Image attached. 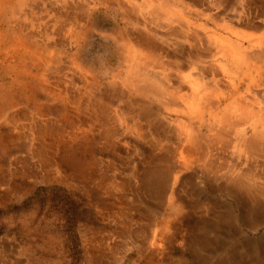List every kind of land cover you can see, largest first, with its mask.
I'll list each match as a JSON object with an SVG mask.
<instances>
[{"label": "rangeland", "instance_id": "rangeland-1", "mask_svg": "<svg viewBox=\"0 0 264 264\" xmlns=\"http://www.w3.org/2000/svg\"><path fill=\"white\" fill-rule=\"evenodd\" d=\"M99 1L0 7V264H264V208L231 183L249 169L261 186L264 149L240 152L261 127L212 114L235 98L264 111V0ZM237 45L255 81L242 80ZM143 79L168 91L141 97L131 83ZM200 97L208 105L186 117ZM188 129L205 161L189 160Z\"/></svg>", "mask_w": 264, "mask_h": 264}, {"label": "bare ground", "instance_id": "bare-ground-1", "mask_svg": "<svg viewBox=\"0 0 264 264\" xmlns=\"http://www.w3.org/2000/svg\"><path fill=\"white\" fill-rule=\"evenodd\" d=\"M26 1V0H25ZM33 1V0H32ZM40 1V0H39ZM43 1V0H42ZM55 1V0H54ZM99 1V0H98ZM102 1V0H101ZM104 1V0H103ZM121 1V0H120ZM119 1V2H120ZM152 1V0H151ZM153 1H155V0H153ZM166 1V0H165ZM175 1V0H174ZM62 2H63V0H62ZM168 2V1H167ZM171 2V1H170ZM8 3H11V0H0V7L1 6H5V5H7ZM42 3V2H41ZM59 3V2H58ZM98 3H100V1L98 2ZM102 3V2H101ZM131 3V2H130ZM152 3V2H151ZM56 4V3H55ZM64 4V3H63ZM105 4V3H104ZM119 4V3H118ZM122 5H123V3H121ZM157 4V3H156ZM159 4H160V2H159ZM22 5V4H21ZM32 5V4H31ZM35 5V4H34ZM45 5V4H44ZM134 5V4H133ZM18 6H19V4H18ZM63 6V5H62ZM62 6H60V7H62ZM89 6V5H88ZM160 6V5H159ZM158 6V8H153V9H155L154 10V14H158V11H161V12H164L165 11V9L164 8H162V7H159ZM42 7V6H41ZM45 7V6H44ZM152 7V6H151ZM153 7H154V5H153ZM13 8V7H12ZM22 8V7H21ZM38 7H36V9H37ZM46 8V7H45ZM79 8V7H78ZM92 8V7H91ZM171 8H172V6H171ZM171 8H170V10H171ZM20 9V8H19ZM23 9V8H22ZM21 9V10H22ZM67 9V8H66ZM65 9V10H66ZM74 9V8H73ZM85 9V8H84ZM121 9V8H120ZM181 9V8H180ZM63 10V9H62ZM64 10V11H65ZM123 10H124V8H123ZM202 10V9H201ZM213 10H215V9H213ZM245 10V9H244ZM5 11V10H4ZM11 11V10H10ZM46 11V10H45ZM177 11V10H176ZM181 11V10H180ZM197 11V10H196ZM216 11V10H215ZM56 12V11H55ZM73 12V11H72ZM125 12V11H124ZM123 12V13H124ZM151 12V11H150ZM153 12V11H152ZM197 12H199V11H197ZM247 12V11H246ZM8 13V12H7ZM18 13H21V12H19L18 11ZM33 13H35V12H33ZM51 13V12H50ZM53 13V12H52ZM57 13H60V12H57ZM56 13V14H57ZM66 13H67V10H66ZM70 13V12H69ZM147 13H149V11L147 12ZM165 13H167V12H165ZM172 13V12H171ZM183 13V12H182ZM40 14H41V12H40ZM153 14V13H152ZM191 14V13H190ZM12 15V14H11ZM13 15H14V13H13ZM36 15V14H35ZM39 15V14H38ZM61 15V14H60ZM63 15V14H62ZM61 15V16H62ZM65 15V14H64ZM204 15V14H203ZM3 16V15H2ZM33 16V15H32ZM43 16V15H42ZM49 16V15H48ZM60 16V17H61ZM152 16V15H151ZM165 16H166V14H165ZM177 16V15H176ZM196 16V15H195ZM9 17V16H8ZM11 17V16H10ZM14 17V16H13ZM37 17V16H36ZM55 17V16H54ZM69 17V16H68ZM75 17V16H74ZM163 17H164V15H163ZM174 17V16H173ZM16 18V17H15ZM14 18V19H15ZM76 18V17H75ZM166 18V17H165ZM179 18H181V17H179ZM183 18V17H182ZM7 19V18H6ZM27 19V18H26ZM71 19V18H70ZM162 19H164V18H162ZM187 19V18H186ZM13 20V19H12ZM75 20V19H74ZM165 20V19H164ZM175 20H177V19H175ZM205 20V19H204ZM214 20V19H213ZM221 20V19H220ZM223 20V19H222ZM221 20V21H222ZM225 20V19H224ZM18 21V20H17ZM180 21V20H179ZM191 21V20H190ZM215 21H217V20H215ZM249 21V20H248ZM257 21V20H256ZM52 22V21H51ZM70 22V21H69ZM71 22L72 23H74V22H76V21H72L71 20ZM171 22V21H170ZM199 22V21H198ZM209 22H211V21H209ZM214 22V21H213ZM16 23V22H15ZM30 23H32V22H30ZM39 23V22H38ZM47 23V22H46ZM64 23V22H63ZM172 23V22H171ZM190 23V22H189ZM217 25H218V22H215ZM213 24V25H216V24ZM223 23V22H222ZM253 23V22H252ZM257 23V22H256ZM2 24V23H1ZM48 24H50V23H48ZM198 24V23H197ZM202 24H203V21H202ZM233 24V23H232ZM231 24V25H232ZM261 24V23H260ZM172 25V24H171ZM192 25V24H191ZM193 25H195V24H193ZM220 25H222V24H220ZM240 25V24H239ZM15 26V25H14ZM13 26V27H14ZM17 26H18V24H17ZM75 26V25H74ZM80 26V25H79ZM166 26V25H165ZM187 26H189L188 24H187ZM196 26V25H195ZM224 26V25H223ZM9 27V26H8ZM12 27V26H11ZM52 27V26H51ZM57 27V26H56ZM65 27V26H64ZM77 27V26H76ZM209 27V26H208ZM208 27H206L207 29H209ZM226 27V26H225ZM229 27V26H228ZM235 27V26H234ZM242 27V26H241ZM248 27V26H247ZM250 27V26H249ZM258 27V26H257ZM7 28V27H6ZM10 28V27H9ZM19 28V27H18ZM29 28V27H28ZM95 28V27H94ZM175 28V27H174ZM187 28H189V27H187ZM196 28H198V27H196ZM195 28V29H196ZM233 28V27H232ZM236 28V27H235ZM12 29V28H11ZM20 29V28H19ZM25 29V28H24ZM69 29V28H68ZM227 29V28H226ZM226 29H225V31H226ZM229 29H231V28H229ZM234 29V28H233ZM4 30V29H3ZM10 30V29H9ZM13 30V29H12ZM11 30V31H12ZM23 30V29H22ZM45 30V29H44ZM199 30V29H198ZM222 30V29H221ZM19 31V30H18ZM23 31H25V30H23ZM38 31V30H37ZM51 31V30H50ZM59 31V30H58ZM63 31V30H62ZM61 31V32H62ZM75 30H73V32H74ZM186 31V30H185ZM189 32H190V30H188ZM203 31V30H202ZM207 31V30H206ZM3 32H5V31H3ZM34 32V31H33ZM44 32V31H43ZM81 32V31H80ZM188 32V33H189ZM193 32V31H192ZM224 32V31H223ZM227 32H229V31H227ZM226 32V33H227ZM233 32H234V30H233ZM6 33V32H5ZM10 33V32H9ZM19 33V32H18ZM24 33H27V32H24ZM55 33V32H54ZM79 33V32H78ZM77 33V34H78ZM236 33V32H235ZM7 34V33H6ZM16 34H17V32H16ZM32 34V33H31ZM41 34V33H40ZM176 34V33H175ZM184 34V33H183ZM228 34V33H227ZM15 35V34H14ZM24 35H26V34H24ZM76 35V34H75ZM177 35V34H176ZM190 35V34H189ZM210 35H212L211 33H210ZM239 35H240V32H239ZM8 36V35H7ZM16 36V35H15ZM23 36V35H22ZM36 36V35H35ZM196 36V35H195ZM197 36H199L200 37V35H197ZM204 36H205V34H204ZM214 37H216L215 35H213ZM232 36V35H231ZM235 36V35H234ZM9 37V36H8ZM47 37H48V35H47ZM236 37V36H235ZM238 37V36H237ZM240 37V36H239ZM19 38V37H18ZM26 38V37H25ZM34 38V37H33ZM60 38V37H59ZM63 38V37H62ZM76 38H77V36H76ZM141 38V37H140ZM203 38V37H202ZM207 38H209V37H207ZM224 38V37H223ZM226 38V37H225ZM229 38V37H228ZM247 38V37H246ZM245 38V39H246ZM7 39V38H6ZM14 39V38H13ZM20 39V38H19ZM24 39V38H23ZM148 39V38H147ZM163 39V38H162ZM215 39V38H214ZM217 39H218V37H217ZM236 39V38H235ZM235 39H234V41H235ZM40 40V39H39ZM50 40V39H49ZM48 40V41H49ZM55 40V39H54ZM199 40V39H198ZM202 40H204V39H202ZM216 40V39H215ZM220 40V39H219ZM232 40V39H231ZM4 41V40H3ZM150 40H148V42H149ZM178 41H179V39H178ZM184 41V40H183ZM206 41V40H205ZM218 41V40H217ZM216 41V42H217ZM6 42V41H5ZM24 42V41H23ZM202 42V41H201ZM209 42H210V40H209ZM209 42H208V44H209ZM213 42V41H212ZM215 42V43H216ZM221 42V41H220ZM230 43H232L231 41H229ZM228 42V43H229ZM17 43V42H16ZM47 43V42H46ZM55 43V42H54ZM132 43V42H131ZM178 43H180V41L178 42ZM191 43V42H190ZM222 43H223V41H222ZM225 43V42H224ZM227 43V45H230V44H228ZM234 43V42H233ZM18 44V43H17ZM20 44V43H19ZM31 44V43H30ZM51 44V43H50ZM61 44V43H60ZM134 44V43H133ZM149 44V43H148ZM151 44V43H150ZM153 44V43H152ZM193 44V43H192ZM195 44H197V43H195ZM241 44V43H240ZM253 44V43H252ZM25 45V44H24ZM59 45V44H58ZM63 45V44H62ZM143 45H145L144 43H143ZM177 45V44H176ZM236 45V44H235ZM23 46V45H22ZM126 46V45H125ZM153 46H155V45H153ZM159 46V45H158ZM193 46V45H192ZM207 46V45H206ZM213 46H215V45H213ZM7 47V46H6ZM29 47V46H28ZM60 47V46H59ZM151 47V46H150ZM160 47V46H159ZM182 47V46H181ZM242 47V46H241ZM14 48H15V46H14ZM18 48V47H17ZM16 48V49H17ZM25 48V47H24ZM23 48V49H24ZM38 48V47H37ZM208 48V47H207ZM252 48H253V46H252ZM22 49V50H23ZM149 49V48H148ZM191 49V48H190ZM228 49L230 50L229 52H233L234 53V50L233 49H231V48H229L228 47ZM234 49H237L238 50V53H240L241 54V56L243 55L242 54V49L237 45L236 47H234ZM244 49V48H243ZM248 49V48H247ZM8 50V49H7ZM9 50H11V49H9ZM13 50V49H12ZM15 50V49H14ZM19 49H17V51H18ZM44 50V49H43ZM136 50V49H135ZM140 50V49H139ZM146 50V49H145ZM157 50H159V49H157ZM25 51V50H24ZM28 51V50H27ZM52 51H53V49L51 50V53H52ZM183 51V50H182ZM188 51V50H187ZM201 51V50H200ZM208 51H209V48H208ZM215 51V50H214ZM224 51V54H226V50L225 49H222V52ZM240 51V52H239ZM9 52V51H8ZM13 52V51H12ZM26 52V51H25ZM54 52V51H53ZM149 52V51H148ZM181 52V51H180ZM218 52V51H217ZM220 52H221V50L219 51V54H220ZM27 53V52H26ZM25 53V54H26ZM31 53V52H30ZM32 53H33V51H32ZM47 53V52H46ZM45 53V54H46ZM50 53V52H49ZM137 53V52H136ZM178 53H179V51H178ZM197 53V52H196ZM216 53V52H215ZM214 53V54H215ZM42 54V53H41ZM176 54V53H175ZM5 55V54H4ZM35 55V54H34ZM49 55V54H48ZM150 55V54H149ZM152 55V54H151ZM154 55V54H153ZM170 55V54H169ZM169 55H167V56H169ZM199 55V54H198ZM228 55H229V53H228ZM23 55H20V54H18V53H16V54H6V58L7 57H9V58H18V57H22ZM146 56V55H145ZM157 56V55H156ZM184 56V55H183ZM246 56V55H245ZM244 55H243V57L241 58V61H242V63H244L245 65H246V73H244V75H242L243 77H242V80H244V77H247V78H252L251 79V81H255V77L254 76H252V72L254 71V69H253V67H254V64H252V63H250V61H248L249 59H247L246 57H245ZM129 57V56H128ZM134 57H136V56H134ZM195 57V56H194ZM204 55H203V59H204ZM223 57H225V56H223ZM5 58V57H4ZM3 58V59H4ZM143 58V57H142ZM151 58L152 57H150V60H151ZM171 58V57H170ZM187 58H188V56H187ZM206 59H207V57H205ZM227 58V57H226ZM225 58V59H226ZM51 59V58H50ZM146 59V58H145ZM149 59V57L147 58V60ZM153 60H154V57L152 58ZM159 59V58H158ZM157 59V60H158ZM191 59V58H190ZM43 60V59H42ZM44 60H45V58H44ZM143 60V59H142ZM146 60V61H147ZM238 60V59H237ZM6 61H10V60H6ZM27 61V60H26ZM46 61V60H45ZM155 61V60H154ZM220 61V60H219ZM222 61H223V59H222ZM47 63H48V61H46ZM142 62V61H141ZM140 62V63H141ZM178 62V61H177ZM221 62V61H220ZM232 62V61H231ZM248 62V63H247ZM51 63V62H50ZM155 63V62H154ZM153 63V61H152V64H154ZM156 63L158 64V61H156ZM173 63H175V62H173ZM181 63V62H180ZM3 64V63H2ZM14 64H16V63H14ZM12 65V66H15V65ZM33 64V63H32ZM52 64V63H51ZM54 64V63H53ZM56 64V63H55ZM137 64V63H136ZM146 64H147V62H146ZM146 64H144L146 67L148 66V65H146ZM151 64V65H152ZM162 64V63H161ZM179 64V63H178ZM189 64V63H188ZM193 64V63H192ZM229 64V63H228ZM234 64H236V61H235V63ZM1 65V64H0ZM46 66L48 65V64H45ZM58 65V64H57ZM130 65V64H129ZM141 65V64H140ZM139 65V66H140ZM158 65H160V64H158ZM166 65V64H165ZM173 66H174V64H172ZM175 65H177V63L175 64ZM190 65V64H189ZM197 65V64H196ZM222 65V64H221ZM231 65V64H230ZM9 66V65H8ZM11 66V67H12ZM49 66V65H48ZM47 66V68L49 69V67ZM192 66V65H191ZM3 67V66H2ZM40 67H41V64H40ZM159 67V66H158ZM202 67V66H201ZM200 67V68H201ZM18 68V67H17ZM28 68V67H27ZM33 68V67H32ZM53 68V67H52ZM55 68H57V67H55ZM63 68V67H62ZM130 68V67H129ZM132 68H133V66H132ZM139 68V67H138ZM150 68V67H149ZM164 68H165V66H164ZM230 68V67H229ZM10 69V68H9ZM141 69V68H140ZM146 69V68H145ZM167 69V68H166ZM173 69H175V68H173ZM172 69V70H173ZM188 69V68H187ZM193 69V68H192ZM23 70V69H22ZM131 70V69H130ZM144 70V69H143ZM150 70V69H149ZM161 70V69H160ZM223 70V69H222ZM49 71V70H48ZM171 71V70H170ZM175 71V70H174ZM185 71V70H184ZM3 72V71H2ZM135 72V71H134ZM176 72V71H175ZM223 72V71H222ZM243 72V71H242ZM20 73V72H19ZM18 73V74H19ZM50 73H52V71L50 72ZM50 73H49V75H50ZM139 73V72H138ZM141 73V72H140ZM144 73H146V72H144ZM170 73V72H169ZM168 73V74H169ZM171 73H172V71H171ZM256 73H258L257 71H256ZM17 74V73H16ZM40 74V73H39ZM42 74V73H41ZM44 74H45V72H44ZM43 74V75H44ZM149 74V73H148ZM165 74V73H164ZM227 74V73H226ZM1 75V74H0ZM22 75V74H21ZM20 75V76H21ZM125 75H126V73H125ZM145 75V74H144ZM147 75V74H146ZM163 75V74H162ZM170 75V74H169ZM172 75V74H171ZM191 75H193V73H191ZM225 75V74H224ZM2 76V75H1ZM8 76V75H7ZM16 77V80H21L22 79V77H23V75H22V77ZM39 76V75H38ZM174 76V75H173ZM177 76V75H176ZM199 76H200V73H199ZM213 76V75H212ZM226 76V75H225ZM9 77V76H8ZM12 77V76H11ZM24 77H26V75L24 76ZM201 77V76H200ZM45 78V77H44ZM47 78V77H46ZM128 78V77H127ZM167 78V77H166ZM172 78V77H171ZM202 78V77H201ZM216 78V77H215ZM260 78H262V77H260ZM259 78V79H260ZM24 79V78H23ZM145 79V78H144ZM143 79V81L145 82L146 81V83L145 84H143V85H140L139 83H135V84H133V83H131L132 84V86L137 90V92H138V94L141 96V97H149V96H151V95H154V96H160L161 94H163L164 93V91L165 90H167V88H165V86H164V82L162 83L161 81L159 82V81H152V82H148L147 81V79L146 80H144ZM179 79V78H178ZM183 79V78H182ZM206 79V78H205ZM210 79H212V77L210 78ZM210 79H208V80H210ZM240 79V78H239ZM258 79V80H259ZM9 80V79H8ZM126 80V79H125ZM131 80V79H130ZM172 80V79H171ZM174 80V79H173ZM172 80V81H173ZM177 80V79H176ZM181 80V79H180ZM29 81V80H28ZM204 81V80H203ZM21 82H23V81H21ZM169 82H171V81H169ZM180 82V81H179ZM219 82H221V81H219ZM228 82V81H227ZM244 82V81H243ZM249 82H250V80H249ZM248 82V83H249ZM6 83V82H5ZM8 83V82H7ZM13 83V82H12ZM34 83V82H33ZM49 83V82H48ZM57 83V82H56ZM124 83V82H123ZM211 83H212V81H211ZM214 83V82H213ZM254 83V82H253ZM18 84V83H17ZM22 84V83H21ZM46 84H47V82H46ZM169 84V83H168ZM182 84V83H181ZM255 84V83H254ZM253 84V85H254ZM258 84V83H257ZM11 85V84H10ZM40 85V84H39ZM62 85V84H61ZM126 85V84H125ZM180 85V84H179ZM179 85H177L178 87L177 88H179ZM184 85V84H183ZM7 86V85H6ZM5 86V87H6ZM18 86V85H17ZM26 86H27V84H26ZM48 86H49V84H48ZM53 87H54V85H52ZM58 86V85H57ZM56 86V87H57ZM131 86V87H132ZM219 86V85H218ZM225 86V85H224ZM40 87V86H39ZM59 87V86H58ZM254 87V86H253ZM22 88H25V85L23 84L22 85ZM130 88V87H129ZM229 88V87H228ZM233 88V87H232ZM247 88L249 89L250 88V84L247 86ZM252 88V87H251ZM11 89V88H10ZM25 89H27V88H25ZM127 89V88H126ZM131 89V88H130ZM169 89H171V88H169ZM176 89V88H175ZM181 89V88H180ZM179 89V90H180ZM219 89H221L220 88V86H219ZM224 89V88H223ZM230 89V88H229ZM229 89H228V92H229ZM236 89V88H235ZM29 90V89H28ZM172 90V89H171ZM237 90V89H236ZM246 90V89H245ZM9 91V90H8ZM20 91H22V89L20 90ZM59 91H61V90H59ZM168 91V90H167ZM174 91V90H173ZM177 91V90H176ZM182 91V90H181ZM203 91V90H202ZM210 91V90H209ZM263 92H264V90H262ZM2 92V91H1ZM25 92V91H24ZM28 92V91H27ZM31 92V90L29 91V93ZM42 92V91H41ZM52 92H54V91H52ZM213 92V91H212ZM240 92V91H239ZM8 93V94H7ZM7 93H4L5 95H9V94H13L12 93V90H11V92H7ZM34 93V92H33ZM32 93V94H33ZM59 93V92H58ZM132 93V92H131ZM167 93V92H166ZM165 93V94H166ZM174 93V92H173ZM178 93V92H177ZM180 93V92H179ZM186 93V92H185ZM231 93V92H230ZM246 93V92H245ZM251 93V92H250ZM262 93V92H261ZM2 94V93H1ZM20 94V93H19ZM18 94V95H19ZM50 94V93H49ZM49 94H47V95H49ZM134 94V93H133ZM132 94V95H133ZM188 94V93H187ZM218 94V93H217ZM216 94V95H217ZM22 95H23V93H22ZM43 95V94H42ZM46 95V96H47ZM52 95V94H51ZM55 95H56V93H55ZM54 95V96H55ZM167 95V94H166ZM178 95V94H177ZM182 95V94H181ZM195 95L196 96H199V94L195 91ZM14 96V95H13ZM16 96V95H15ZM14 96V97H15ZM40 96V95H39ZM168 96H170V95H168ZM51 97H53V95L51 96ZM177 97H179V96H177ZM191 97V96H190ZM250 96H248L247 98H249ZM29 98V97H28ZM54 98V97H53ZM58 98H60V97H58ZM171 98H172V96H171ZM174 98V97H173ZM173 98H172V100H173ZM184 99V97H181V99ZM253 98V97H252ZM50 99V98H49ZM250 99V98H249ZM253 99H256V98H253ZM29 100V99H28ZM34 100V99H33ZM45 100V99H44ZM61 100H62V98H61ZM165 100V99H164ZM176 100V99H175ZM174 100V101H175ZM177 100H179V99H177ZM240 100V99H239ZM248 100V99H247ZM250 100H252V99H250ZM257 100V99H256ZM255 100V101H256ZM12 101V100H11ZM23 101V100H22ZM48 101V100H47ZM59 101V100H58ZM121 101V100H120ZM126 101V100H125ZM130 101V99H129V97H128V100H127V102H129ZM140 101V100H139ZM139 101H138V103H139ZM188 101V100H187ZM219 101V100H218ZM244 101V100H243ZM243 101H241V102H243ZM262 101V100H261ZM26 102V101H25ZM64 102V101H63ZM126 102V103H127ZM140 102H142V101H140ZM248 102V103H247ZM245 101L244 103H240L238 100H236V98L234 99V100H231V102L230 103H228L226 106H225V108L221 111V113L220 114H218V115H216L215 113H212L214 116H213V118H214V120L216 121V123H218V124H231L233 121H238V122H245V123H247L246 121H253V123L254 124H251L253 127H255L256 129H258V126H260L261 128V130H256V132H255V134H254V136L253 137H251V139H246L245 137H242L241 138V149H240V152L241 153H247V154H250V155H256L259 151H260V148L262 147V150L264 149V111L262 110H254L252 107H253V104H254V102H253V104H252V102L251 101ZM1 103V102H0ZM27 103V102H26ZM29 103V102H28ZM47 103V102H46ZM58 103V102H57ZM60 103V102H59ZM124 103V102H123ZM135 103V102H134ZM186 103V102H185ZM15 104V103H14ZM13 104V105H14ZM25 104V103H24ZM121 104H122V102H121ZM125 104V103H124ZM129 104V103H128ZM135 105H137V104H135ZM208 105V100L207 99H203V98H201L200 97V99H198L197 100V102L196 101H193L190 105H188L187 107H185V109L187 110V112L186 113H184L185 114V116L186 117H188V118H190L193 114L194 115H197L198 116V113H201L200 111H201V108H198V107H200V106H204V108L206 107ZM257 105H259V104H257ZM57 106V105H56ZM124 106V105H123ZM133 106V105H132ZM141 106H142V103H141ZM168 106V105H167ZM256 106V105H255ZM118 107V106H117ZM146 107H148V106H146ZM170 107V106H169ZM168 107V108H169ZM136 108L140 111V109H139V105L138 106H136ZM164 108V107H163ZM223 108V107H222ZM262 108V107H261ZM260 108V109H261ZM39 109V108H38ZM42 109V108H41ZM136 109V110H137ZM145 109V108H144ZM212 109V108H211ZM210 109V110H211ZM40 110V109H39ZM213 110V109H212ZM19 111V110H18ZM38 111V110H37ZM191 111V112H190ZM2 112V111H1ZM43 112V111H42ZM133 112V111H132ZM25 113V112H24ZM32 113V112H31ZM196 113V114H195ZM223 113V114H222ZM7 114V113H6ZM33 114H34V112H33ZM32 114V115H33ZM148 114V113H147ZM9 115V114H8ZM17 115V114H16ZM126 115H128V114H126ZM137 115V114H136ZM150 115V114H149ZM199 115H201V114H199ZM35 116H36V114H35ZM40 116V115H39ZM130 116V115H129ZM134 116L135 115H133V118H134ZM4 117V116H3ZM131 118V117H130ZM164 118H166V117H164ZM7 119V118H6ZM144 119H147V118H144ZM149 119V118H148ZM179 119V118H178ZM173 120V119H172ZM175 120H176V118H175ZM203 120V119H202ZM180 121H182V120H180ZM201 122V121H200ZM203 122V121H202ZM214 123V122H213ZM234 123V122H233ZM245 123L243 124V125H245ZM184 124V123H183ZM208 124V123H207ZM209 125V124H208ZM212 125V123L210 124V126ZM242 125V126H243ZM185 126V125H184ZM186 126H188L187 124H186ZM197 126V125H196ZM202 126V125H201ZM225 126H227V125H225ZM237 126V125H236ZM241 126V125H240ZM191 127V126H190ZM189 127V128H190ZM199 127V126H198ZM206 127V126H205ZM222 128H223V126H222ZM226 128V127H225ZM224 128V129H225ZM216 129V128H215ZM231 129V128H230ZM200 131V130H199ZM218 131H219V129H218ZM225 131H227V130H225ZM252 131V130H251ZM202 132V131H201ZM76 133V132H75ZM210 133V132H209ZM219 133V132H218ZM218 133H216V134H218ZM222 133V132H221ZM229 133V132H228ZM238 133V132H237ZM241 133V132H240ZM207 134V133H206ZM182 135H183V133H182ZM214 135V134H213ZM213 135H212V137H213ZM238 135H240V134H238ZM237 135V136H238ZM180 136V135H179ZM206 136H208V135H206ZM211 136V135H210ZM219 136H220V134H219ZM236 137V136H235ZM239 137V136H238ZM236 138L237 139V141H238V139L239 138ZM207 138V137H206ZM186 139H187V146L184 148V150H185V152L187 153V155H188V157H189V160H195V162H197L196 160H198V161H203L204 159H205V152L201 149V147H200V139H199V135H195V133L193 132V130H191V129H188L187 131H186ZM210 140H213L212 138L210 139ZM180 142H182V141H180ZM211 142V141H210ZM183 143V142H182ZM215 143V142H214ZM228 143V142H227ZM235 144V143H234ZM238 144V143H237ZM179 145H181V144H179ZM229 145V144H228ZM237 147H239L238 145H237ZM183 148V147H182ZM203 148V147H202ZM206 148V147H205ZM205 150V149H204ZM239 151V150H238ZM176 153V152H175ZM260 153V152H259ZM177 154V153H176ZM176 156V155H175ZM264 156V155H263ZM176 158V157H175ZM209 158V157H208ZM254 158V157H253ZM249 159V158H248ZM252 159V158H251ZM205 161V160H204ZM246 162V161H245ZM254 162V161H253ZM261 163V162H260ZM264 163V162H263ZM207 164V163H206ZM205 165V164H204ZM214 166V165H213ZM244 166H245V164H244ZM213 168V167H212ZM242 168V167H241ZM257 170H259V169H257ZM250 172V170L249 169H247L246 170V172H245V179L244 180H242V181H236V180H234L233 179V181L231 182L232 183V185L234 186V188H236V191L237 192H240V193H246L249 197H252L253 196V198L254 199H256L257 200V204L259 205V206H261L262 208H264V178H262L261 177V179H262V182H261V186L259 187V188H257L256 190H257V193H253V183L251 182V181H249V179H250V175H253V174H250L249 173ZM257 172V171H256ZM244 174V173H243ZM248 174H250V175H248ZM256 175H258V174H256ZM261 175H262V173H261ZM254 176V175H253ZM255 177V176H254ZM253 179V178H252ZM254 180V179H253ZM257 181V180H256ZM261 181V180H260ZM217 185V184H216ZM255 185V184H254ZM171 187V186H170ZM232 194V193H231ZM245 198V197H244ZM247 200V199H246ZM175 200H173V202H174ZM243 201V200H242ZM172 203V202H171ZM249 203V202H248ZM177 205V204H176ZM225 206H226V204H224ZM224 205H222V206H224ZM175 207V206H174ZM176 207H178V206H176ZM178 208H180V207H178ZM226 213V212H225ZM240 264H241V262H240Z\"/></svg>", "mask_w": 264, "mask_h": 264}]
</instances>
